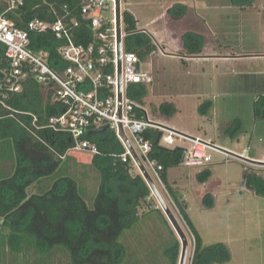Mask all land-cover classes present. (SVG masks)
Segmentation results:
<instances>
[{
  "label": "rangeland",
  "instance_id": "1",
  "mask_svg": "<svg viewBox=\"0 0 264 264\" xmlns=\"http://www.w3.org/2000/svg\"><path fill=\"white\" fill-rule=\"evenodd\" d=\"M235 1L121 0V11L132 13L137 31H146L156 46L141 60L142 71L152 75L153 83L146 85V96L137 103L151 120L208 140L230 154L212 152V162L204 167L182 164L169 169L168 180L181 193L191 221L206 246L227 245L232 254L227 264H264V196L255 189V180H264V58H238L264 48V0H251L244 11ZM111 9L110 3L105 12L108 19L113 17ZM190 33L204 38L199 58L184 47ZM127 43L125 37L124 51ZM41 92L45 99L46 92ZM165 108L174 111L165 114ZM107 133L114 135L111 130ZM161 147L175 150L186 144L163 140ZM10 168L5 162L4 169ZM61 169L59 176L73 177L93 207L103 185L94 158L70 152ZM207 170L210 177L201 181ZM134 175H139L136 168ZM153 179L187 237L186 264H192L193 233L166 186ZM47 183L53 185L52 180ZM30 190L38 192L36 186ZM157 209L162 210L154 194L149 203H142L139 223L121 239L128 250L123 264H171L166 251L180 237L169 221L172 229L168 226L163 210ZM0 258L3 264H23L9 249L0 251ZM68 263V254L57 249L50 264Z\"/></svg>",
  "mask_w": 264,
  "mask_h": 264
},
{
  "label": "trees",
  "instance_id": "2",
  "mask_svg": "<svg viewBox=\"0 0 264 264\" xmlns=\"http://www.w3.org/2000/svg\"><path fill=\"white\" fill-rule=\"evenodd\" d=\"M82 1L24 0V5L8 17L25 26L36 17L55 21L51 8L55 7L64 15V8L68 7L70 18L83 21ZM250 2L236 0L234 5L244 9ZM122 18L128 34L127 52H134L145 60L156 51L152 38L137 31L138 21L132 13L125 11ZM33 37L34 50L48 51L53 67L64 66L58 56V47L62 42L57 41L52 32ZM76 39L83 44L92 42V31L86 22L83 21ZM184 47L191 55L201 54L203 36L187 34ZM0 64L2 67L7 65L2 49ZM3 78L4 74L0 72V81ZM146 93L145 85L131 86L130 96L137 102H142ZM3 103H0V251L9 249L16 255V262L23 261V264H50L57 249L68 254V264H123L128 250L121 239L126 231L139 223V209L142 203H149L153 192L140 173L134 175V167L130 163H122L119 159L125 152L121 142L115 134L107 133L108 130L99 132L98 136L91 134L86 137L99 146L101 155L93 158L103 177L94 206L89 207L86 190L73 177L59 176L68 150L74 145L73 139L65 132L36 128L28 115L37 116V126L44 127L55 113L49 101L44 99L41 86L29 81L22 93L8 97ZM164 110L170 115L174 111ZM138 116L145 118V112H139ZM159 133L150 130L146 138L153 144L151 157L163 166L160 178L195 238L192 264L231 262L232 254L227 245L204 244L187 213V204L182 200L181 193L169 182L168 171L183 164V151L180 148L169 150L157 147ZM5 162L11 164L8 171L4 169ZM210 175L207 170L199 179L205 181ZM51 180L53 185L47 183ZM255 183L258 185L255 188L257 193L264 196V180L257 178ZM32 186H36L38 192H31ZM208 206L212 205L208 202ZM180 247V240L176 238L174 246L167 249L166 255L171 264H178ZM0 264H3L1 258Z\"/></svg>",
  "mask_w": 264,
  "mask_h": 264
},
{
  "label": "built area",
  "instance_id": "3",
  "mask_svg": "<svg viewBox=\"0 0 264 264\" xmlns=\"http://www.w3.org/2000/svg\"><path fill=\"white\" fill-rule=\"evenodd\" d=\"M109 1L112 2V19L105 16ZM23 5L24 0H0V49L7 62L6 66H0V72L4 74L0 81V103L4 104L8 97L22 93L29 81L36 82L46 92L45 100L49 101L55 113L44 127L37 126V116L28 115L38 129L67 133L74 142L68 153L101 155L98 144L86 137L98 134L99 129L108 126L107 130L115 134L125 149L119 156L121 162L130 163L144 178L139 160L151 178L155 176L161 183L163 166L151 157L153 144L146 138L150 130L163 134L161 142L181 140L186 144L182 149V163L186 167L209 165L213 160L212 152L230 155L208 140L188 136L151 120L142 105L130 96L131 86L151 85L153 77L142 71L141 59L136 53L124 51V38L128 34L123 32V18L119 54L116 0L82 1L83 21L92 31L89 44L77 41L76 34L83 21L70 18L68 7L64 8V15L55 7L51 8L55 21L36 17L21 26L8 14ZM49 32L62 42L58 47L60 62L64 63L62 67L52 66L48 51H36L32 47L34 35ZM143 111L145 118L141 119L138 113Z\"/></svg>",
  "mask_w": 264,
  "mask_h": 264
},
{
  "label": "water",
  "instance_id": "4",
  "mask_svg": "<svg viewBox=\"0 0 264 264\" xmlns=\"http://www.w3.org/2000/svg\"><path fill=\"white\" fill-rule=\"evenodd\" d=\"M116 13H117V29H118V46H119V54H121V35H122V29H121V25H122V11H121V0H116ZM140 65H138V70H139ZM108 129V126L102 127L101 129H99V132L102 131H106ZM127 144L129 145V141L127 140V138L125 137V135L123 134ZM163 134L160 132L158 135V138L156 140V146L157 147H161L160 143H161V139H162ZM130 146V145H129ZM132 153L134 154L135 158L138 160L137 156L135 155L133 149ZM140 168L143 172L144 178L146 180V182L148 183L150 189L152 190L154 196L156 197V199L158 200L161 209L163 210L165 216L167 217L168 221L170 222V224L172 225L173 229L175 230V232L178 234V236L180 237V241L182 243V253H181V259H180V264H186L187 261V256H188V240L187 237L185 236V233L183 232L178 220L176 219L175 215L173 214L172 210L170 209L169 205L167 204V202L165 201V199L163 198L162 194L160 193L158 187L156 186L155 182L153 181V179L151 178V176L149 175V173L145 170V168L143 167V165L141 164V162L138 160Z\"/></svg>",
  "mask_w": 264,
  "mask_h": 264
},
{
  "label": "crops",
  "instance_id": "5",
  "mask_svg": "<svg viewBox=\"0 0 264 264\" xmlns=\"http://www.w3.org/2000/svg\"><path fill=\"white\" fill-rule=\"evenodd\" d=\"M243 10V9H242ZM244 11V10H243ZM153 24H155L154 22H153ZM144 30H142L141 32H143ZM146 32V31H145ZM202 53H203V51H202ZM194 57H197L198 56V58L200 57L199 55H193ZM207 58H209V57H207ZM238 58H240V59H252V58H261V59H263L264 58V48L262 49V50H260V51H251V53L249 54V55H244V56H239ZM96 136H98V134L96 135ZM86 154V153H85ZM88 157H94V156H92V155H90V154H86Z\"/></svg>",
  "mask_w": 264,
  "mask_h": 264
}]
</instances>
